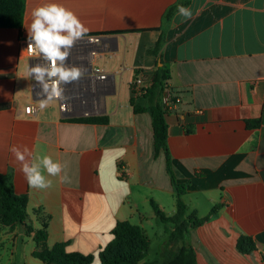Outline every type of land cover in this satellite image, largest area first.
<instances>
[{
	"label": "crops",
	"instance_id": "obj_1",
	"mask_svg": "<svg viewBox=\"0 0 264 264\" xmlns=\"http://www.w3.org/2000/svg\"><path fill=\"white\" fill-rule=\"evenodd\" d=\"M24 1L22 29L0 28V179L28 197L27 219L13 227L0 222V264H43L34 252L44 224L49 248L66 243L67 252L94 255L101 264L118 222L136 219L145 230L149 218L162 221L153 204L166 217L177 213L166 156L154 155L152 118L131 105L135 71L144 80L163 65L180 99L167 123L178 182L188 185L185 221L209 220L180 242L171 239L172 223L162 256L190 246L197 264H264V123L249 126L263 117L264 0ZM48 3L74 12L86 36L106 38L92 63L86 56L75 62L84 75L63 86L66 111L59 100L39 109L40 89L28 78L39 60L22 50L33 9ZM177 5L191 8L192 18L176 11L165 19ZM161 36V52L150 54ZM92 67L107 79H93ZM30 105L35 115L26 114ZM12 146H26L30 160L49 155L65 165L60 175L70 182L45 172L52 187L31 188ZM244 236L254 240L250 254L238 249Z\"/></svg>",
	"mask_w": 264,
	"mask_h": 264
},
{
	"label": "trees",
	"instance_id": "obj_2",
	"mask_svg": "<svg viewBox=\"0 0 264 264\" xmlns=\"http://www.w3.org/2000/svg\"><path fill=\"white\" fill-rule=\"evenodd\" d=\"M26 4L24 0H0V28H11L21 30L24 24ZM177 11V6L171 7L165 15L169 19ZM165 38L161 36L155 47L149 50L152 55H159ZM141 70H136L134 81L138 79ZM171 79L170 69L163 65L157 67L155 72L147 79H144V86L136 90L135 85L131 89L135 97L131 99V105L136 114L149 113L152 118L154 135V155L158 158L161 152L166 156L167 171L177 197V213L173 217H166L156 204H153L157 214L165 223H173L176 229L172 235V240L180 242L191 227H197L209 220V217L196 219L191 217L185 221L187 215V205L183 201V196L187 193L188 185L178 182L172 156L168 146L167 116L168 108L164 104V93L169 87ZM89 121H94L89 119ZM264 123L263 117L260 120L250 121V127H257ZM28 197L26 195H16L12 185L0 179V222L6 227L24 224L27 219ZM213 210L210 215H213ZM113 241L100 253L101 264H140L146 257L150 240L145 230L132 224L130 221L118 222L113 230ZM48 227L43 225L35 235L37 250L34 257L43 264H94V255H83L77 252H67L66 243H59L53 248L47 245ZM238 249L243 254H250L255 251L256 246L251 237H241L238 241ZM146 264V263H144ZM158 264H197V256L190 246H182L177 252L168 254L162 263Z\"/></svg>",
	"mask_w": 264,
	"mask_h": 264
},
{
	"label": "clouds",
	"instance_id": "obj_3",
	"mask_svg": "<svg viewBox=\"0 0 264 264\" xmlns=\"http://www.w3.org/2000/svg\"><path fill=\"white\" fill-rule=\"evenodd\" d=\"M177 15L191 19L193 12L191 8L177 5ZM88 32L89 29L76 14L60 4L48 3L33 9L32 22L27 28V49L43 62L28 67V78L33 79L40 89L37 92L40 110L54 100L64 101L63 86L78 81L84 75L83 68L69 65L67 61L75 43ZM89 41L93 42V38L89 37ZM9 150L20 163V171L31 188L52 187V181L47 179L45 172L48 176L59 177L62 183L70 182L66 173L60 175L65 165L49 155H38L30 160L32 154L26 146L23 149L12 146Z\"/></svg>",
	"mask_w": 264,
	"mask_h": 264
},
{
	"label": "built area",
	"instance_id": "obj_4",
	"mask_svg": "<svg viewBox=\"0 0 264 264\" xmlns=\"http://www.w3.org/2000/svg\"><path fill=\"white\" fill-rule=\"evenodd\" d=\"M89 37L93 38V42L89 41ZM104 41H102L100 36H86L83 39L77 41L73 48L71 49V54L68 58L67 63L69 65H75V62H81L82 59L86 56L90 62L92 63L97 56L102 54L104 52L103 50L105 47L103 46ZM22 44V50L24 52V56L29 60L37 59L39 60L37 63H42V59L35 56L32 52H30L27 49L28 46V39H23L21 41ZM91 77L93 79H97L99 81H105L107 79V74L102 72L100 69L96 67H92L91 70ZM133 85H135L136 90L140 89L144 86V81L142 77H138L136 81L132 82ZM180 99L175 94L171 88H167L164 93V104L168 108V110H172L175 108V106L179 103ZM65 105L67 107H65ZM69 105L67 101L62 102L61 104V110L66 111L68 110ZM27 115H35L37 112V108L34 105L27 106L26 109ZM126 172V170H125Z\"/></svg>",
	"mask_w": 264,
	"mask_h": 264
},
{
	"label": "rangeland",
	"instance_id": "obj_5",
	"mask_svg": "<svg viewBox=\"0 0 264 264\" xmlns=\"http://www.w3.org/2000/svg\"><path fill=\"white\" fill-rule=\"evenodd\" d=\"M133 224H138V220H133ZM173 228L172 223H165L159 219L149 218L145 224V232L147 237L151 241V246L145 257V259L140 264H158L164 261L162 256L161 247L164 242L170 240L171 229ZM94 264H99L95 262Z\"/></svg>",
	"mask_w": 264,
	"mask_h": 264
},
{
	"label": "water",
	"instance_id": "obj_6",
	"mask_svg": "<svg viewBox=\"0 0 264 264\" xmlns=\"http://www.w3.org/2000/svg\"><path fill=\"white\" fill-rule=\"evenodd\" d=\"M85 37H86V36H85ZM106 37H107V36H106ZM101 39H102V41H104V42H105V40H106L105 36H102ZM108 39H109V38H108ZM160 66H162V64H160Z\"/></svg>",
	"mask_w": 264,
	"mask_h": 264
}]
</instances>
